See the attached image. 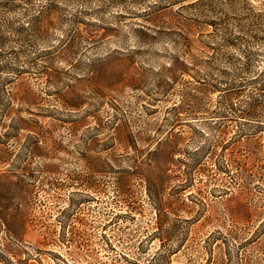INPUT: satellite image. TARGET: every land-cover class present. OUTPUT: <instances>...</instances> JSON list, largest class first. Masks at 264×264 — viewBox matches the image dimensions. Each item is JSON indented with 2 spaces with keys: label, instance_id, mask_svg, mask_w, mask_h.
Returning a JSON list of instances; mask_svg holds the SVG:
<instances>
[{
  "label": "rangeland",
  "instance_id": "rangeland-1",
  "mask_svg": "<svg viewBox=\"0 0 264 264\" xmlns=\"http://www.w3.org/2000/svg\"><path fill=\"white\" fill-rule=\"evenodd\" d=\"M46 2L50 23L35 32ZM163 3L18 0L0 13V264H207L209 252L211 264H264V100L240 117L247 86L221 107L199 54L170 38L209 27ZM239 4L244 30L262 29L264 0ZM251 12L263 17L251 24ZM153 189L181 202L164 225ZM234 226L239 241L221 243Z\"/></svg>",
  "mask_w": 264,
  "mask_h": 264
},
{
  "label": "trees",
  "instance_id": "trees-1",
  "mask_svg": "<svg viewBox=\"0 0 264 264\" xmlns=\"http://www.w3.org/2000/svg\"><path fill=\"white\" fill-rule=\"evenodd\" d=\"M18 0H0V13L8 12L13 9ZM160 3L164 2V6L177 5L178 8L182 10L190 11L192 15L199 18V22L202 23L203 27H209L208 31L205 33H200V38L192 39L189 35V30L177 29L170 34L171 43L178 49H182L190 61L193 59V51L197 52L200 56L199 64L203 69L204 78H209L211 80L212 87L218 91L219 98L218 104L223 108L231 109L233 98L238 97L239 94L245 91L247 86L252 87L251 94L248 95V101L245 104V109L240 110L239 116L243 118L250 119L251 117H256L260 102L264 100V64L262 68H257L254 74L247 78L244 82L245 84H234L233 80L237 77H241V74H245L254 67L255 63L258 61V56L262 55L264 63V25L262 29L252 30L251 28L244 30L243 25L240 24L238 20L234 18L236 12L244 9V5L239 4V0H159ZM43 9L38 11V15L33 18L35 32H40L41 23L47 26L53 13V5L51 2H46ZM254 12L248 16H243L246 19H251L250 22L260 21L263 17L260 13L254 15ZM250 15V16H249ZM158 12L152 13L150 15L151 19L158 18ZM234 21V24H233ZM40 24V25H39ZM230 26V27H229ZM222 27V31H220ZM43 28V26H42ZM224 28V29H223ZM237 28L239 34H234L233 30ZM43 31V30H42ZM75 36H81L79 28L76 27L74 30ZM241 34V35H240ZM259 47L260 52L254 50ZM193 61V60H192ZM222 61L225 66L222 69L216 68V62ZM4 66L1 65L0 68ZM220 75L221 78H218ZM209 80V81H210ZM255 96L256 98L252 97ZM4 114L9 113V106H5L3 109ZM220 137V136H219ZM216 141H220L218 138ZM249 145H256L258 141L254 136L248 137L246 140ZM168 168L161 170L159 174L160 177L168 176ZM244 174V178H253L254 173L252 172L251 166L242 165L240 167V172ZM151 203L157 212V224L164 225L168 223L170 214H175L174 210L181 206V202L174 200H163L157 191H148ZM241 203V202H240ZM244 205V204H243ZM175 220V219H174ZM191 219H182L186 224H190ZM172 226L171 233L177 232V226L175 229V223ZM264 231V216L262 217L259 225L257 227ZM257 237L256 235H250L246 240L254 241ZM238 240L240 239L239 229L237 226L231 227L226 232L220 233L218 239L220 242H228L229 239ZM182 246L181 243L177 245L174 252L178 251ZM225 254V252H223ZM162 258V257H160ZM218 256L209 252L207 259V264L214 262ZM185 264V263H182Z\"/></svg>",
  "mask_w": 264,
  "mask_h": 264
}]
</instances>
